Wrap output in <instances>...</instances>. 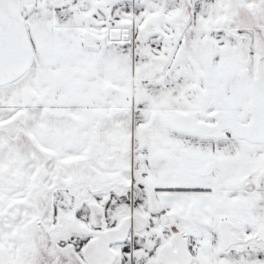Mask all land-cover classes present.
Returning <instances> with one entry per match:
<instances>
[{
	"label": "snow or ice",
	"instance_id": "snow-or-ice-1",
	"mask_svg": "<svg viewBox=\"0 0 264 264\" xmlns=\"http://www.w3.org/2000/svg\"><path fill=\"white\" fill-rule=\"evenodd\" d=\"M0 264H264V0H0Z\"/></svg>",
	"mask_w": 264,
	"mask_h": 264
}]
</instances>
